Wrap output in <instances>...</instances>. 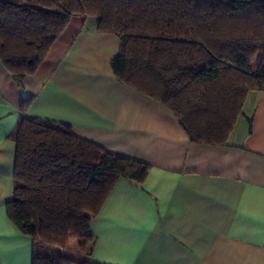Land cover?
<instances>
[{
	"label": "crops",
	"instance_id": "0c3cea01",
	"mask_svg": "<svg viewBox=\"0 0 264 264\" xmlns=\"http://www.w3.org/2000/svg\"><path fill=\"white\" fill-rule=\"evenodd\" d=\"M121 53L98 18L74 17L35 74L15 80L0 63V264H33L34 241L7 210L22 118L148 166L140 184L119 180L66 248L70 264H264V76L228 146L198 145L173 113L117 78Z\"/></svg>",
	"mask_w": 264,
	"mask_h": 264
},
{
	"label": "trees",
	"instance_id": "16d2710c",
	"mask_svg": "<svg viewBox=\"0 0 264 264\" xmlns=\"http://www.w3.org/2000/svg\"><path fill=\"white\" fill-rule=\"evenodd\" d=\"M87 16L120 38L122 83L173 113L192 143L228 146L264 76V0H0V63L15 80L35 74L71 20ZM11 138L7 210L34 241L33 264H70L62 252L119 180L140 184L148 169L37 118Z\"/></svg>",
	"mask_w": 264,
	"mask_h": 264
},
{
	"label": "rangeland",
	"instance_id": "374dc122",
	"mask_svg": "<svg viewBox=\"0 0 264 264\" xmlns=\"http://www.w3.org/2000/svg\"><path fill=\"white\" fill-rule=\"evenodd\" d=\"M72 241H73V240H72ZM72 241H71V242H72ZM71 242H70V244H71ZM70 244H69V245H70ZM69 245L67 246V249H68ZM65 251H66V249H64V251L62 252V253H63V256H64ZM61 255H62V254H61ZM65 256H66V255H65ZM65 256H64L65 260L68 261L67 258H66ZM69 263H70V262H69ZM82 264H90V263L82 262Z\"/></svg>",
	"mask_w": 264,
	"mask_h": 264
}]
</instances>
